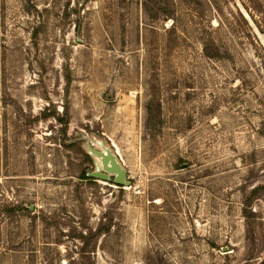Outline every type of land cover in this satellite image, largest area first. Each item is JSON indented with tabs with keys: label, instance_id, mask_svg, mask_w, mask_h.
<instances>
[{
	"label": "rangeland",
	"instance_id": "1",
	"mask_svg": "<svg viewBox=\"0 0 264 264\" xmlns=\"http://www.w3.org/2000/svg\"><path fill=\"white\" fill-rule=\"evenodd\" d=\"M0 264H264V0H0Z\"/></svg>",
	"mask_w": 264,
	"mask_h": 264
},
{
	"label": "water",
	"instance_id": "2",
	"mask_svg": "<svg viewBox=\"0 0 264 264\" xmlns=\"http://www.w3.org/2000/svg\"><path fill=\"white\" fill-rule=\"evenodd\" d=\"M114 166H115L114 169L119 172V177H118L117 181L121 182V179L123 177V171L121 169H119L116 165H114Z\"/></svg>",
	"mask_w": 264,
	"mask_h": 264
}]
</instances>
